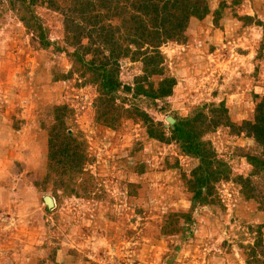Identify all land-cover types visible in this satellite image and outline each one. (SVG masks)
<instances>
[{
    "label": "rangeland",
    "instance_id": "obj_1",
    "mask_svg": "<svg viewBox=\"0 0 264 264\" xmlns=\"http://www.w3.org/2000/svg\"><path fill=\"white\" fill-rule=\"evenodd\" d=\"M134 2L0 0V264H264V147L225 125L203 135L229 176L198 198L200 160L172 139L223 105L237 125L256 119L264 0H207L209 14L158 50L150 81L173 79L166 97L134 91L155 53L132 45L104 95L93 79L130 44Z\"/></svg>",
    "mask_w": 264,
    "mask_h": 264
},
{
    "label": "trees",
    "instance_id": "obj_2",
    "mask_svg": "<svg viewBox=\"0 0 264 264\" xmlns=\"http://www.w3.org/2000/svg\"><path fill=\"white\" fill-rule=\"evenodd\" d=\"M101 1L105 2L102 3L105 8L107 0ZM140 1L141 0H135L132 6V13H134V18L137 20L135 21V28H132L131 24H129V27L126 24V29L128 31H134L129 33V37L124 39L129 40L130 44H128V47H123V50L120 51L118 48L122 45L118 43V53L116 54L112 50L110 57H106L100 63V67H97L96 72H100L93 80L94 83L100 84L104 95L117 91L122 85L120 77L118 76L120 69L118 60L120 57L130 56L131 45L141 47V50L146 47L143 51L144 54H149V52L155 53L154 55L146 57L145 74L142 77L136 78L134 91L136 90V93L138 94L142 93L154 98H163L169 95L171 93L170 89L173 87V79L170 84L166 81L160 82L158 90L154 88V83L150 81L152 76L161 75L163 73V70L159 68L162 63V59L158 50L161 46L165 45L167 41L179 38L186 30L187 22L191 17H196L202 20L209 14L207 0ZM160 1L164 3V7L159 6ZM144 4H150L152 6ZM80 5L81 9L79 13L81 14L85 15L86 13L92 11L90 5L82 2ZM173 8L174 13L172 12ZM121 12L123 13L125 11H122L121 9ZM146 21L147 25L145 26ZM166 24H169L168 28H164ZM106 37L109 41L106 42L104 39L102 41L105 43V46L111 39L109 36ZM91 65H94V63L92 62ZM126 89L127 91L132 90L130 86H127ZM214 113L215 116L211 118L203 113H198L191 119L176 123L174 135L172 137V139H179V141L183 143L188 156H192L200 160V165L196 169V178L194 182L195 186H192V182L190 186L198 198L201 197L204 189H206L209 195L213 193L214 184L219 181L222 172H225L226 178L229 176V171L227 170L228 167L224 164L223 165L227 168L221 173H219L216 169H213L211 157L214 156V152L210 151L208 144L202 140L203 135L214 131L221 125H225L230 127L237 135L246 133L247 136L254 138L264 147V103L259 106L256 119L254 121L245 120L242 125H237L236 123L231 122L228 116V109L225 108L224 105L221 108L216 109ZM137 116L145 122L148 121V115L145 111L139 112ZM250 161L254 166H256L255 168H258L259 160L257 158H250ZM261 161L264 166V160ZM238 179L242 181V177H238ZM194 199L196 200V196Z\"/></svg>",
    "mask_w": 264,
    "mask_h": 264
},
{
    "label": "water",
    "instance_id": "obj_3",
    "mask_svg": "<svg viewBox=\"0 0 264 264\" xmlns=\"http://www.w3.org/2000/svg\"><path fill=\"white\" fill-rule=\"evenodd\" d=\"M44 201L47 203L49 207L54 206L53 198L49 195L45 196Z\"/></svg>",
    "mask_w": 264,
    "mask_h": 264
},
{
    "label": "crops",
    "instance_id": "obj_4",
    "mask_svg": "<svg viewBox=\"0 0 264 264\" xmlns=\"http://www.w3.org/2000/svg\"><path fill=\"white\" fill-rule=\"evenodd\" d=\"M249 17H251V15H248ZM193 19V18H192ZM197 20V19H196ZM193 21V20H192ZM192 21H190L191 23H193Z\"/></svg>",
    "mask_w": 264,
    "mask_h": 264
}]
</instances>
